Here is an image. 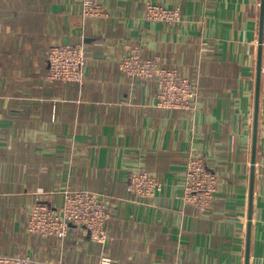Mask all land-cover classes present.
Listing matches in <instances>:
<instances>
[{"label": "crops", "instance_id": "obj_1", "mask_svg": "<svg viewBox=\"0 0 264 264\" xmlns=\"http://www.w3.org/2000/svg\"><path fill=\"white\" fill-rule=\"evenodd\" d=\"M94 1L104 15L83 17V0H0V254L245 264L261 0H151L180 8L174 24L145 19L146 0ZM79 42L84 83L49 81V47ZM133 42L198 81L194 108L159 107L155 79L127 78ZM193 154L219 175L203 212L184 200ZM140 168L158 195H130ZM65 189L112 196L106 243L76 225L64 241L28 230L30 207L61 204ZM249 264H264V38Z\"/></svg>", "mask_w": 264, "mask_h": 264}, {"label": "built area", "instance_id": "obj_2", "mask_svg": "<svg viewBox=\"0 0 264 264\" xmlns=\"http://www.w3.org/2000/svg\"><path fill=\"white\" fill-rule=\"evenodd\" d=\"M144 17L169 24L182 19L178 7L146 0ZM83 17L104 15L102 5L94 0H83ZM126 54L120 66L131 81L155 79L158 85L159 107L165 109H192L199 98L197 80L181 75L177 68L163 65L160 58H146L140 42L126 43ZM49 62L47 79L84 83L88 58L84 42L55 44L47 51ZM127 189L130 195L141 199L151 198L163 190L157 175L145 168L129 174ZM219 189V175L198 155H190L185 173L184 200L205 211ZM39 193H45L39 189ZM112 196L102 190L65 189L61 204L50 206L37 200L29 209L28 230L44 237H56L64 241L73 225L84 233L106 243L108 223L111 219ZM0 264H69L63 257L40 259L29 255L0 254ZM100 264H122L117 259L103 254Z\"/></svg>", "mask_w": 264, "mask_h": 264}, {"label": "water", "instance_id": "obj_3", "mask_svg": "<svg viewBox=\"0 0 264 264\" xmlns=\"http://www.w3.org/2000/svg\"><path fill=\"white\" fill-rule=\"evenodd\" d=\"M263 38H264V0H261L258 51H257V73H256V83H255V99H254L253 139H252V153H251V173H250V191H249V209H248V226H247L245 264H249V258H250L253 198H254L255 178H256L257 139H258L261 85H262Z\"/></svg>", "mask_w": 264, "mask_h": 264}]
</instances>
